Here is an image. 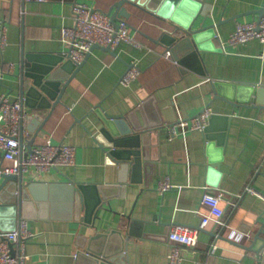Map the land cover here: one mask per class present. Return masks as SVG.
Instances as JSON below:
<instances>
[{
	"label": "crops",
	"instance_id": "crops-1",
	"mask_svg": "<svg viewBox=\"0 0 264 264\" xmlns=\"http://www.w3.org/2000/svg\"><path fill=\"white\" fill-rule=\"evenodd\" d=\"M198 1L194 26L205 19L204 24L215 23V34L203 33L193 48L183 42L174 52L168 50L164 38L170 32L177 34V43L184 36L180 30L174 31L175 21L125 3L130 13L122 18L144 48L122 43L115 51L118 57L104 49H93L43 127L34 137L30 132L23 137L26 148L66 143L75 149L74 165L35 176L32 170L23 173L26 180L51 183L69 178L77 183L101 184L108 196L89 224L73 214L70 219L64 218L61 195L55 197V203L42 217L24 218L33 235L25 243L28 259L23 264H89L87 259L75 257V252L97 233L105 237L92 242L96 245L103 239L106 244L123 247L127 238L123 253L131 264H168L167 255L173 245L167 233L176 223L200 226V217L207 212L200 205L204 186L209 192L224 191L223 225L211 220L201 227L197 245L181 249L180 264L250 263L242 258L245 251L240 244L252 242L264 217V107L254 106V96L250 104L241 101L249 86L264 85V56H259L264 53V44L253 39L239 45L225 43L222 49L220 43L236 22L257 20L260 15L256 11L264 0ZM82 2L107 12L116 0H0V27H6L1 49L4 70L18 72L21 49L48 54L66 50L61 28L74 23L72 6ZM192 5L188 2L183 7L184 15L194 13ZM202 11L205 14H200ZM136 59L139 76L128 85L119 83L128 64ZM11 74L4 73L3 84L12 90L0 83V94L8 92L15 99L19 97L18 78ZM227 98L238 104L232 105ZM99 106L114 117L140 106L132 119L136 126L159 123L153 132L138 135L139 160L125 172L127 180L122 183L118 181V166L107 158L95 137L104 124L95 112ZM207 106L214 114L209 122L211 140L198 129L169 138L173 123ZM49 111L43 109L40 113L45 117ZM137 134L131 129L119 137L134 143ZM11 164L3 161V165ZM165 177L173 186L160 191L158 182ZM249 186L259 194L249 192ZM87 193L95 196L90 187ZM96 193L102 196L99 190ZM113 229L121 233L111 235ZM222 230L239 244L219 238L217 234ZM231 231L239 237L230 236ZM214 244L216 248L212 249Z\"/></svg>",
	"mask_w": 264,
	"mask_h": 264
},
{
	"label": "water",
	"instance_id": "water-1",
	"mask_svg": "<svg viewBox=\"0 0 264 264\" xmlns=\"http://www.w3.org/2000/svg\"><path fill=\"white\" fill-rule=\"evenodd\" d=\"M188 2L194 4L192 5L194 13L191 11V14L184 15L182 10ZM125 3L140 6L150 12L156 11L158 14L170 17L173 22H176V24L175 22L173 23L176 26L174 31L180 30L184 36L179 42L174 43V40L177 39V34L170 32V34L165 35L164 42L170 51L174 52L175 48L183 42L193 48L194 44L197 45V42L201 41L203 33L215 34L213 32L216 26L215 23L204 24L205 19L198 26H194L198 18L197 10L200 4L198 0H116L112 8L107 11L114 23L122 17L127 18L129 16L130 12L126 9ZM158 7H160V10H158ZM256 12L260 15L259 18L264 15V2ZM200 14H205V12L202 11ZM177 15L182 17L179 19ZM184 18L185 20H183ZM96 48L104 49L118 57L117 53L108 46H100L98 44L91 46L85 53L84 60L80 63L74 62L63 51L51 52L49 54L27 53L21 49L18 72L14 74L4 70L3 65L5 60L0 49V83L3 84L4 73L18 78L19 99L22 105L30 109L27 129L33 137L43 127V124L55 108L54 106L57 103H61V97L66 91L67 84L81 68L85 59L90 55L89 53ZM3 85L8 91L12 90L11 86L7 84ZM213 85H215L218 94L221 95L217 83ZM252 96H254L255 107L259 109L260 107H264V85H259V87H255L254 85L249 86L247 90L243 91L241 102L246 104L251 103ZM227 100L232 105L238 104L228 98ZM43 109L50 110L45 117L40 113ZM139 109L140 106L130 113L121 115V117L109 115L102 111L100 106L95 109V112L98 113L104 123L99 128V133L95 137L105 150L107 158L118 166L117 175H119V183L127 180L125 172H127L130 166L133 168L139 160L138 135L140 137L141 134L144 136L145 133L153 132L154 128L159 125L156 122L151 123L152 125H149V127L146 125L144 127L140 125L136 126L132 119ZM213 116L214 114L211 113L208 117V124L203 130L205 137L210 140L211 137L208 133L210 131L209 122H211ZM131 129L136 130L138 133L135 136L136 141L134 143H126L123 140L124 137H119L120 133L130 131ZM19 141L22 148L26 147L22 135L19 136ZM32 148V145H28L26 149L30 151ZM0 177L2 178L0 182V234L13 229L16 221L19 222V220L24 218L42 217L46 213L47 207L53 206L55 197L59 195L63 198L64 210L62 212H64V218L70 219L73 214L76 219H82L89 224L92 222V217L97 216L95 211L97 207L101 205L103 199L108 197L106 193H103L105 187L101 184L77 183L69 178L65 181H53L51 183L38 180L29 181L24 178L22 172L17 174L0 172ZM10 185L14 188H10ZM89 187L92 188L95 196L89 197V193H87ZM96 190H99L102 196L96 193ZM81 212H84V214L81 215ZM113 233L120 234L121 231L113 229L111 235ZM217 236L228 242H234L224 235L223 230ZM104 237L105 234L100 233L90 236L88 244L85 246L81 245L82 247L76 250L75 257L78 259L85 258L89 264H131L128 262L125 253H123L126 247L125 239L127 238L123 240V247L110 245L109 242L106 244V242L102 241L103 239L99 245L92 243ZM234 243L239 244L238 242ZM240 246L245 251L242 258H247L250 261L248 264H264L263 223L252 242L246 245L240 244ZM12 253H14L13 248Z\"/></svg>",
	"mask_w": 264,
	"mask_h": 264
},
{
	"label": "built area",
	"instance_id": "built-area-1",
	"mask_svg": "<svg viewBox=\"0 0 264 264\" xmlns=\"http://www.w3.org/2000/svg\"><path fill=\"white\" fill-rule=\"evenodd\" d=\"M35 1L42 2L45 0ZM72 18L74 19L72 25L61 28V37L66 44V50L63 52L67 53L76 63L84 60L85 53L94 44L108 46L113 51H116L122 43H127L135 49L144 48V45L130 34V27L125 18H120L114 23L106 11L93 8L83 2L73 4ZM5 31L6 27L2 24L0 27V49L5 44ZM253 39L264 44V15L257 20L236 22L227 39L221 42L220 46L223 49L225 43L239 45ZM259 56L263 57L264 53L261 52ZM140 73L137 59L133 60L121 75L119 83L128 85ZM211 113L210 106H207L195 115L179 118L176 123L170 126L169 138L191 130L203 131L208 124V117ZM29 114V109L21 104L19 97L12 99L8 92L0 94V172L17 174L33 170L35 176L52 168L74 165L75 149L71 144L44 143L35 145L30 151H27L25 146L21 147L19 136L24 137L29 134L27 129ZM4 160L12 161V164L3 165ZM172 186L169 178L165 177L159 180L157 189L163 191ZM202 189L204 192L200 198V205L206 207L207 212L201 215L199 227L180 223L170 227L167 238L173 246L167 255L168 264L181 263V249L183 247L191 249L197 245L201 227L206 226L211 220L217 224H222L221 220L225 214V208L221 205L224 191L213 189L214 191L209 192L207 186L202 187ZM246 189L251 193L259 194L256 189L250 186ZM261 223H263L264 231V217ZM0 235V264H23L28 259L24 248L25 243L33 235L27 229L26 221L24 219L19 220L16 227L2 232ZM230 236L239 237L234 231L230 232ZM12 248L14 253H12ZM215 248L216 244L212 246V249Z\"/></svg>",
	"mask_w": 264,
	"mask_h": 264
}]
</instances>
